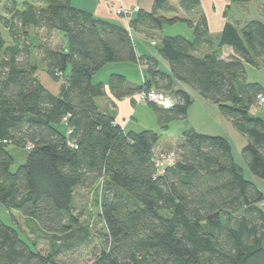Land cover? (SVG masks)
Listing matches in <instances>:
<instances>
[{"label":"trees","instance_id":"trees-1","mask_svg":"<svg viewBox=\"0 0 264 264\" xmlns=\"http://www.w3.org/2000/svg\"><path fill=\"white\" fill-rule=\"evenodd\" d=\"M200 3L179 0V7L198 13ZM3 10L0 23L10 39L0 30V202L21 213L35 238L0 218V264H78L82 257L80 264H264V191L246 178L231 142L186 130L174 147L176 162L160 170L154 150L161 134L126 131L97 104L105 85L93 81L109 63L133 62L146 66L145 80L136 84L111 74L108 86L116 98L150 88L173 93L175 79L191 85L247 137L243 156L264 180V120L251 114L264 87L249 82L245 69L264 59V21H227L218 49L199 54V45L211 42L206 16L180 17L170 0L138 10L129 27L72 0L26 1L22 9L8 0ZM178 22L193 29L194 39L161 37L157 48L170 73L158 69L154 57L137 54L133 30ZM35 28L45 31L36 46ZM54 32L66 46L53 44ZM226 45L234 49L229 59L222 57ZM40 66L62 80L59 94L42 83ZM173 94L171 109L150 104L162 129L184 118L192 103L181 87ZM12 145L28 152L15 172ZM101 181L107 183L103 229L94 233L75 213L74 196L77 188ZM39 237L47 239L46 251L38 248Z\"/></svg>","mask_w":264,"mask_h":264},{"label":"crops","instance_id":"crops-1","mask_svg":"<svg viewBox=\"0 0 264 264\" xmlns=\"http://www.w3.org/2000/svg\"><path fill=\"white\" fill-rule=\"evenodd\" d=\"M170 1L177 7V9H178L177 14L180 17L192 19V18H196L197 14H199V15L203 14L206 16L207 22H208V29H209L208 35H209V40L211 42L200 44L199 48H198L199 54L207 53V52L211 51L212 49L213 50L218 49L220 36H221L222 30L224 28V25L227 21H233L235 23H239L240 25H243L246 21L254 19L255 18L254 16L256 14L260 17V18H258L259 20L264 21V8L262 7L261 2H259L258 0H250V1L245 2V3H237V2H232L230 0H201L198 13H194V12L187 13V12L183 11L182 9H180L179 0H170ZM72 4L76 7H78L76 4H74V0H72ZM153 5H154V0H96L95 10L91 11V13H93L97 17L116 21V22H119L126 27H129V21H130L131 16L125 17V16L117 14V9L119 7L123 6L127 10L133 11V13H132V16H133L140 9H143L146 11H151L153 9ZM136 8H138V9H136ZM251 11H254V13H256V14L253 15V13H251ZM4 13L5 12L3 10V4L0 3V15H2ZM168 15L172 16L174 14L171 13ZM176 24L186 25L187 23L178 22V23L172 24L171 26H175ZM166 26H168V25H165L162 30H148V29H143V28L138 29V30H133L132 35H133V38H134V35H136V37H137L136 39H134L137 54L139 56L149 55V56L154 57L155 60L157 61L158 69H160L164 72L170 73L171 67H170L168 60L165 59L159 53V50L157 47H156L157 49H156L155 53H151V51L148 52V50H150V49H148V47L146 46V44H147L146 39H149L151 44L155 45L156 43L155 44L153 43V42H155L153 37L156 38V37H160V36L162 37V36H168V35H183L189 39H194V32H193V29L189 26H187L188 28L186 31L183 28H181V31L179 28H176L177 30L172 31V30H169V28H166ZM181 27H184V26H181ZM0 30L6 39H10V36H9L7 29L4 28L1 23H0ZM32 31H34V33H36V34L43 33L41 35L39 34L41 39L45 33L44 30H39L36 28L32 29ZM190 31H191V33H190ZM55 34H57L60 37L61 42H57L55 40L53 42V44L55 46H58L57 43H61L63 46H66L63 35L61 33H58V32H54V36H55ZM221 52H222V57L225 59H229L230 57H232L234 55V49L231 46H227V45L222 47ZM40 67H42V66H40ZM256 68L258 69L259 73L262 71V69L264 68V59L261 60L259 66H253L251 64L245 63L247 80L249 82H258L264 87V78L250 77V72L254 71ZM113 73L123 74L126 76V78L129 81L136 83V84H141L145 80L146 66L140 65L138 63H133V62H117V63H109V64L105 65L102 69H100L93 77V81L95 83L102 82L105 85V94L103 96L96 98V102L99 105V107L103 111H107V112L113 114L115 119H116V122L118 124H120L126 131L140 132V131H137V129H135V127H133V125H131V124H132L133 119L136 120L137 124L140 122L138 120L137 113H138V110L141 109V105L144 104L145 108L142 111H144L146 113V118H148V120L152 124H154L156 122L155 110L152 107V105H150L149 103L137 101L138 92L136 94H134L133 96H128V97H124V98H116L115 96H113V94L111 93L109 86H108L109 78H110L111 74H113ZM175 82H177L176 84H178L181 88L185 89V87H184L185 83L178 81L176 79H175ZM61 85H60L59 91H57V93L51 91L50 89L49 90L51 92H53L54 94H59L60 89H61ZM207 101H210V100H207ZM206 103H213V102L210 101V102H206ZM208 105H211V104H208ZM261 106H262V108L259 111V113L252 112V108H251V114L255 115V116H259L264 120V103ZM219 119L222 120L224 118H222V116H219ZM177 120L178 119L170 122L168 125V128L162 129V131L167 134L171 128L170 127L171 124ZM229 120L232 121L231 119H229ZM140 124L141 123H139V125ZM128 126H131L130 129H128ZM143 126H146V125H144V123H143ZM146 129H151V128L148 127ZM160 134H161V142L154 150L155 156H157V157L160 156L162 153H166L168 151L174 150V147L177 144L176 142L175 143L174 142L163 143V139H162L163 133H160ZM225 137L229 141L231 140L227 135H225ZM232 151H233V156H234L235 160L237 161V158H236L235 153H234L233 145H232ZM246 164H247V162H246ZM243 169L245 172L244 167H243ZM245 175H246V172H245ZM253 182L256 184L255 181H253ZM259 188L262 189L261 187H259Z\"/></svg>","mask_w":264,"mask_h":264},{"label":"rangeland","instance_id":"rangeland-1","mask_svg":"<svg viewBox=\"0 0 264 264\" xmlns=\"http://www.w3.org/2000/svg\"><path fill=\"white\" fill-rule=\"evenodd\" d=\"M7 1L8 0H0V3L4 4L7 3ZM13 1L16 2V5L18 6L19 9H22L26 1H32L34 2V4H36L37 0H13ZM74 4L78 6L77 8L91 12L95 10L96 0H74ZM251 13H253V15L256 14L254 13V11H251ZM254 17H255L254 19L260 18L257 14ZM187 26H188L187 24L186 25L176 24L175 26L168 25L166 26V28H169V30L172 31L177 30L176 28H179L181 31V28H183L186 31L188 28ZM39 34L41 35L43 33H39ZM39 34L34 33V31L31 34V41L32 44L35 46L38 43H40L39 41L41 38ZM160 37H156V38L153 37L154 41L156 42L155 45H152L150 40L146 39L147 40L146 46L148 47V49H150L148 50V52L150 51L151 53L156 52L157 49L156 47H159V45L161 44ZM136 38H137L136 35H134V39ZM55 40L57 42H61L60 37L57 34H55L54 36V41ZM33 56H34V60L37 61V59L39 58L38 52L34 51ZM38 76L42 81V83L48 89H50L55 93L59 91V87L62 84L61 83L62 80H56L52 78L43 68V66L39 67ZM250 77L264 78V68L260 73L257 68L254 71H251ZM184 87L191 95L192 103L187 111L186 117L182 119H178L177 121L173 122L167 134L164 133L162 131V128L159 126L157 116H156V122L154 124H152L148 120V118H146V113L142 111L145 108L144 104L141 105V109H139L137 113L138 120L140 121L139 123L141 124L140 125L139 123L137 124L136 120L133 119L131 125H133V127H135L137 131H142L150 127L152 130H155L159 133H163L162 135L163 143L165 142L178 143L181 140L183 132L189 129H195L197 132L205 133L209 135H219L223 137L227 135L231 139L230 141L233 145V149L237 161L245 168L246 178L255 181L256 184L259 187H261L264 191V180L256 177L250 171L242 153V149L248 141L247 137L244 134H242L234 125V123L230 121L229 118L221 112L218 105L214 103H206L210 101H207L208 99H206L197 89H195L191 85L184 84ZM261 108L262 106L255 105L252 107V112L259 113ZM219 116H222V118L224 119L222 120L219 119ZM143 123L146 126H143ZM130 127L131 126H128V129H130ZM60 129L65 130V126L61 125ZM9 150L15 160L14 164L11 167V170L15 172L22 164L26 162L28 152L26 149L14 145L10 146ZM106 184H107L106 182L101 181L99 184H97L95 187L91 189L77 188L75 191V196H74L75 213L80 215L81 221L83 223L90 225V228L94 233H97L103 229V223L100 218V208H101V202L107 190ZM0 218L6 224L16 227L21 232L22 236H24L25 238L32 240L35 238V235L31 233V230L28 228L25 218L21 215V213L18 212L17 210L9 209L2 202H0ZM37 242L39 249H42L43 251H46L48 249V241L46 238L39 237ZM85 259L86 257H82L81 260H78V258L76 260H78L77 263L80 264L82 260Z\"/></svg>","mask_w":264,"mask_h":264},{"label":"built area","instance_id":"built-area-1","mask_svg":"<svg viewBox=\"0 0 264 264\" xmlns=\"http://www.w3.org/2000/svg\"><path fill=\"white\" fill-rule=\"evenodd\" d=\"M132 13L133 11L127 10L123 6L117 9V14L125 17L132 16ZM137 101L153 104L163 109H171L177 104V98L173 93L158 90L155 88L144 89L139 91L137 94ZM263 103L264 95H259L257 105L261 106ZM27 149H30V146H28ZM176 160L177 156L175 151H169L166 153H162L160 156L157 157L156 165L160 168V170H163L166 165H173ZM262 206L264 208V202L262 203Z\"/></svg>","mask_w":264,"mask_h":264},{"label":"water","instance_id":"water-1","mask_svg":"<svg viewBox=\"0 0 264 264\" xmlns=\"http://www.w3.org/2000/svg\"><path fill=\"white\" fill-rule=\"evenodd\" d=\"M178 89H180V86L178 84H175L174 88L172 89V92L175 93Z\"/></svg>","mask_w":264,"mask_h":264}]
</instances>
